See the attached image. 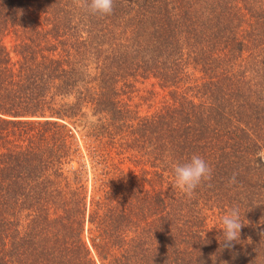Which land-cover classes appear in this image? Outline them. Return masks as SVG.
<instances>
[{
	"label": "trees",
	"instance_id": "obj_1",
	"mask_svg": "<svg viewBox=\"0 0 264 264\" xmlns=\"http://www.w3.org/2000/svg\"><path fill=\"white\" fill-rule=\"evenodd\" d=\"M261 149L264 0H0V264H264Z\"/></svg>",
	"mask_w": 264,
	"mask_h": 264
},
{
	"label": "clouds",
	"instance_id": "obj_2",
	"mask_svg": "<svg viewBox=\"0 0 264 264\" xmlns=\"http://www.w3.org/2000/svg\"><path fill=\"white\" fill-rule=\"evenodd\" d=\"M76 6L86 13L92 15L110 14L113 10V0H74ZM259 160H264V149L257 153ZM174 187L178 188L188 197H192L195 190L202 182L211 179L212 169L206 161L199 155L193 154L186 163L173 164ZM235 182V174L230 183ZM223 233V248L231 247L233 242H238L241 229L244 223L240 217V210L237 206H233L221 218Z\"/></svg>",
	"mask_w": 264,
	"mask_h": 264
},
{
	"label": "rangeland",
	"instance_id": "obj_3",
	"mask_svg": "<svg viewBox=\"0 0 264 264\" xmlns=\"http://www.w3.org/2000/svg\"><path fill=\"white\" fill-rule=\"evenodd\" d=\"M135 100L138 101V98H136Z\"/></svg>",
	"mask_w": 264,
	"mask_h": 264
}]
</instances>
